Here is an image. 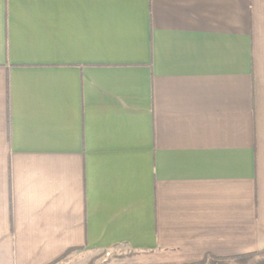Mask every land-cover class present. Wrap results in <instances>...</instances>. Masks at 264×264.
<instances>
[{
  "label": "crops",
  "instance_id": "obj_1",
  "mask_svg": "<svg viewBox=\"0 0 264 264\" xmlns=\"http://www.w3.org/2000/svg\"><path fill=\"white\" fill-rule=\"evenodd\" d=\"M264 264V0H0V264Z\"/></svg>",
  "mask_w": 264,
  "mask_h": 264
},
{
  "label": "rangeland",
  "instance_id": "obj_2",
  "mask_svg": "<svg viewBox=\"0 0 264 264\" xmlns=\"http://www.w3.org/2000/svg\"><path fill=\"white\" fill-rule=\"evenodd\" d=\"M124 258V256H118L112 251L75 252L70 257L69 264H126Z\"/></svg>",
  "mask_w": 264,
  "mask_h": 264
}]
</instances>
